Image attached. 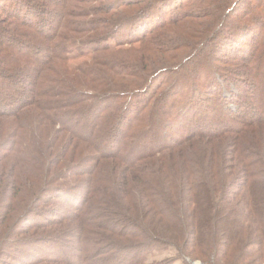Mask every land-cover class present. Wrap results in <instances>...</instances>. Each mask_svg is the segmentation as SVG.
Instances as JSON below:
<instances>
[{"label":"trees","instance_id":"trees-1","mask_svg":"<svg viewBox=\"0 0 264 264\" xmlns=\"http://www.w3.org/2000/svg\"><path fill=\"white\" fill-rule=\"evenodd\" d=\"M88 2L0 0V264H264V0ZM112 39L141 59L69 66Z\"/></svg>","mask_w":264,"mask_h":264},{"label":"rangeland","instance_id":"rangeland-1","mask_svg":"<svg viewBox=\"0 0 264 264\" xmlns=\"http://www.w3.org/2000/svg\"><path fill=\"white\" fill-rule=\"evenodd\" d=\"M72 5L75 8L78 15H83V14H86L89 12L88 7L91 6V3H89L88 0H72ZM171 16H174V13L172 15H170V17ZM169 28L174 29V30L179 29V32H181V30L184 29V26L181 25V23L180 24L175 23V24H172V27H169ZM174 39L179 40L181 38L177 37ZM63 51H64V54L69 57V66L71 68H74L83 62L90 61L93 57L98 58V59H102V61L108 63L111 67H115L116 65H118V61L120 59L127 58L129 56H130V58H132L134 60H140L141 58H139V56L143 55V52L145 50L143 48L142 43H138V42L132 43V44L127 43V42L117 43L115 40L112 39L110 41H103L99 45H97V44L82 45L79 42L70 41L69 43L66 44ZM178 52H180V51L179 50H172V51H170L169 54L173 55V54H176ZM214 53H215V50H212V49L209 50L208 52H206V54H208V57L210 60H212L211 57L214 58V56H213ZM218 54L222 55L224 53L218 52ZM228 55L230 56L229 53H228ZM233 57L234 56H230L231 59ZM22 84L25 85L26 82L23 81ZM50 96H52V95L50 94ZM255 106L258 108V104L255 103ZM54 132L55 131L52 128L47 130V134L50 136H52ZM54 136L56 138L57 134H54ZM7 168L8 167L6 166V169ZM26 168H27V166H25V169ZM25 169H24V173H25ZM10 171L7 170V172L11 173ZM19 174L23 175L22 169L20 170ZM56 203H57V201H56ZM56 207H57V209L63 208L60 203L58 205L55 204V206L54 205L51 206L52 209H55ZM14 220L15 219L13 218L10 222H6V225L8 226L9 223H13ZM57 221H59V222L51 224V226H49L47 230H49V231L56 230V229L61 230L65 227L64 225L66 223L61 222L59 219ZM76 222L80 223V221H76ZM41 225H42V222L40 221L39 224L34 229H32L31 231H29L31 229L30 225L25 226L24 232H26V233L20 234L16 239L19 241H21L23 238H25V240H28V234L29 233L32 232L35 234V233H40L43 231V228H40ZM9 226H11V225H9ZM116 237L121 241L120 242V248H118L115 252H112V251L111 252H112V254H115V256H117V257L125 258L126 249L123 245L126 243L127 237H122L121 235L116 236ZM37 240H38V238H35L32 242H36ZM31 246H32V244H30L29 246H26V245L22 246L21 252H17L15 250H10L9 252H11L10 254H12V256L7 257L8 263H6V264H21L17 260H25V259L27 261V263L25 262V264H32V263H29L28 259L32 255L35 254L36 250L33 248L31 249ZM27 257H28V259H27ZM147 261L150 264H186V261L184 260V258H182V256H179V254L175 248H168V249L154 251L147 256ZM22 264H24V263H22ZM192 264H202V262L200 260H195L192 262Z\"/></svg>","mask_w":264,"mask_h":264}]
</instances>
